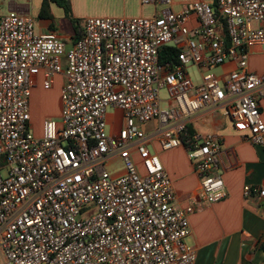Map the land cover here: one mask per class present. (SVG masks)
I'll list each match as a JSON object with an SVG mask.
<instances>
[{
    "label": "built area",
    "instance_id": "obj_1",
    "mask_svg": "<svg viewBox=\"0 0 264 264\" xmlns=\"http://www.w3.org/2000/svg\"><path fill=\"white\" fill-rule=\"evenodd\" d=\"M141 1L155 7L152 16L87 18L69 47L54 32L37 33L28 14L0 16V264H195L186 239L197 207L176 205L155 146H185L207 202L226 196L222 141L183 139L195 115L219 109L244 140L264 147V73L249 66L251 46L264 44V0L179 10L174 0ZM167 48L176 55L162 59ZM228 62L229 72H212ZM58 74L61 116L36 136L33 88L43 75L50 89ZM110 107L123 114L111 135ZM152 120L157 127L145 133L140 125ZM252 194L264 199V187L245 186Z\"/></svg>",
    "mask_w": 264,
    "mask_h": 264
},
{
    "label": "crops",
    "instance_id": "obj_2",
    "mask_svg": "<svg viewBox=\"0 0 264 264\" xmlns=\"http://www.w3.org/2000/svg\"><path fill=\"white\" fill-rule=\"evenodd\" d=\"M47 0H0V16L10 11H20L33 17L37 33L54 32L68 46L82 36L84 22L90 17H150L155 7L144 5L141 0H70L71 16L52 0L43 10ZM192 1L215 3V0H174L173 9ZM74 19L79 20L78 28ZM191 25H197L193 18ZM249 66L251 71L264 73V44L251 46ZM234 67L228 62L218 67L222 73ZM65 83L63 74L55 77L50 89L43 87V75L39 76L31 97V129L36 136L43 133L46 119L61 116V89ZM54 91L55 109L44 120L34 119L39 91ZM264 115V100L260 102ZM122 112L114 110L113 126L122 124ZM47 116V115H46ZM115 118L118 120L115 124ZM197 133L217 134L222 141V153L218 173L226 186V196L207 202L199 198L201 177L195 171L185 146L162 151L156 145L162 163L169 174L178 207L196 206L190 215L191 233L187 244L197 252L195 264H264V199L252 194L244 195V187H264V147L243 139L242 133L230 118L219 109H208L195 115L188 124L183 139ZM135 159L139 161L138 154ZM116 165L122 162L117 159Z\"/></svg>",
    "mask_w": 264,
    "mask_h": 264
},
{
    "label": "rangeland",
    "instance_id": "obj_3",
    "mask_svg": "<svg viewBox=\"0 0 264 264\" xmlns=\"http://www.w3.org/2000/svg\"><path fill=\"white\" fill-rule=\"evenodd\" d=\"M67 47L69 46L67 45ZM189 72L194 82L200 83L201 73L199 72V70L196 67H191ZM212 72L220 76L224 74L218 67L214 69ZM54 94L55 93L53 90H49V91L40 90L39 91L37 109H34V119L36 120V122L46 119L48 115H50L49 113H52L55 109H57V107L55 108ZM161 96L162 98L168 97V91L166 89L161 90ZM113 117H114V109L110 107L107 110V132L109 135L113 133V129H114L113 119H112ZM156 127H157L156 120H152L150 122L140 125V128L145 133H151ZM118 166H121V165L118 164ZM114 167L112 169H114Z\"/></svg>",
    "mask_w": 264,
    "mask_h": 264
},
{
    "label": "trees",
    "instance_id": "obj_4",
    "mask_svg": "<svg viewBox=\"0 0 264 264\" xmlns=\"http://www.w3.org/2000/svg\"><path fill=\"white\" fill-rule=\"evenodd\" d=\"M52 1H54V2H56L58 5L62 6V7L65 9V11H66L68 17L71 16V3H70V0H52ZM46 6H48V0L45 1L44 5H43V10H44L45 8H47ZM73 21H74L75 24H77L76 28H78L79 20L74 19ZM80 37H81V36H80ZM80 37H79V38H80ZM175 53H176V50H175V49H173V48H167V49L165 50V52L162 53L161 57H162V59H165V58L168 57L167 55H172V56H174V55H176Z\"/></svg>",
    "mask_w": 264,
    "mask_h": 264
}]
</instances>
